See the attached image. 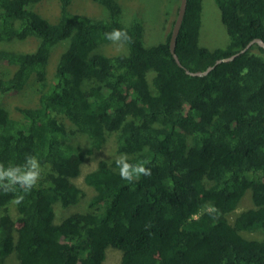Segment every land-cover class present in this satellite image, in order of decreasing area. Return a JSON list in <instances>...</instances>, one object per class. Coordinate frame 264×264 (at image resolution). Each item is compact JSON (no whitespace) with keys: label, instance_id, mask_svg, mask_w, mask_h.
Here are the masks:
<instances>
[{"label":"trees","instance_id":"trees-1","mask_svg":"<svg viewBox=\"0 0 264 264\" xmlns=\"http://www.w3.org/2000/svg\"><path fill=\"white\" fill-rule=\"evenodd\" d=\"M43 1L0 0V43L37 40L32 52L0 50V65L15 67L0 77V96L20 92L32 74L39 84L38 105L17 108L20 120L0 102V163L31 154L42 167L21 204L14 199L22 193L0 192V264L11 256L17 264H103L108 248L119 264H264V49L254 44L205 76L185 73L264 41V0H213L228 41L212 50L199 45L202 0H187L175 45L181 67L171 30L145 46L143 24L125 23L117 0H92L105 12L99 19L57 0L54 22L34 11ZM120 28L132 38L125 51L98 52L110 42L104 33ZM62 43L47 85V58ZM74 132L86 151L72 144ZM112 135L115 154L146 161L151 175L128 182L116 159L105 162L84 175L94 192L88 211L55 224V205L84 198L73 180L86 156ZM247 194L252 207L237 212ZM253 233L262 236L245 237Z\"/></svg>","mask_w":264,"mask_h":264},{"label":"rangeland","instance_id":"rangeland-1","mask_svg":"<svg viewBox=\"0 0 264 264\" xmlns=\"http://www.w3.org/2000/svg\"><path fill=\"white\" fill-rule=\"evenodd\" d=\"M122 6L123 19L125 23L136 20L143 24L144 43L145 46L155 45L162 41L166 34L172 28L173 16L177 14L179 0H117ZM34 11L40 14L50 22H54L59 17V5L57 0H45L34 7ZM71 14L82 15L91 19H99L105 17L102 7L98 6L92 0H73L69 8ZM228 41L227 34L220 21V13L213 0H202L201 27L199 34V45L207 49H215L223 47ZM37 47V40L29 38L24 41H13L8 43H0V50H14L19 52H32ZM65 48V44L55 46L49 53L46 61V82L51 84L57 61L60 54ZM125 51V46L117 47L112 42H108L99 47L98 52L114 56ZM15 71V67L0 65V77L8 78ZM39 84L36 75L32 74L24 85L23 89L12 96H0L1 104L7 109L9 115L14 120L22 119L17 108H34L38 105ZM65 124L73 131L74 128L68 123ZM75 133V132H74ZM72 144L86 151L88 143L85 137L79 134H73L71 137ZM115 136H108L103 148L92 155H87L85 163L82 166L80 176L73 180V183L84 192V198L75 206L62 209L58 205L54 206L55 219L54 223L59 224L63 219L74 213H82L88 211L87 203L93 196L94 192L91 188L84 184V175L105 162L116 159L119 155L114 152ZM252 207L250 196L247 194L240 202L237 212L247 210ZM9 219L14 221L16 225L17 214L13 206L9 208ZM234 217V216H232ZM262 235L258 233L245 234L247 239H258ZM108 248L107 256L103 264H119L121 255L117 250ZM108 251V252H107ZM105 253V254H106ZM112 259V260H110ZM3 264H17L13 256L7 258Z\"/></svg>","mask_w":264,"mask_h":264},{"label":"clouds","instance_id":"clouds-1","mask_svg":"<svg viewBox=\"0 0 264 264\" xmlns=\"http://www.w3.org/2000/svg\"><path fill=\"white\" fill-rule=\"evenodd\" d=\"M104 38L117 47H122L124 44L130 43L132 39L126 28L112 29L104 33ZM115 163L122 180L132 182L141 176L151 175V170L145 167L146 161L130 163L126 153L119 155ZM41 178V163L35 155H26L23 164H10L5 166L4 163H0V192L4 194L22 193L15 195L14 203L16 204L23 202L24 195L31 192L38 185Z\"/></svg>","mask_w":264,"mask_h":264},{"label":"water","instance_id":"water-1","mask_svg":"<svg viewBox=\"0 0 264 264\" xmlns=\"http://www.w3.org/2000/svg\"><path fill=\"white\" fill-rule=\"evenodd\" d=\"M186 4H187V0H180L179 4H178V10H177V15L175 18V21L173 23V26L171 28V33H170V39H169V49H170V53L172 54L176 64L181 67V64L178 60V57L175 54V45H176V38L178 36L183 18H184V14H185V10H186ZM257 45L258 47L264 49V41H262L261 39H254L251 42H249L241 51H239L238 53L234 54L233 56L229 57V58H225V59H220L217 60L215 62V64L211 67H208L205 71L203 72H195L192 73L188 70H185V73L190 75V76H205L206 74H208L216 65L223 63V62H229L232 61L233 59H235L237 56H239L240 54H243L244 52H246L252 45Z\"/></svg>","mask_w":264,"mask_h":264},{"label":"bare ground","instance_id":"bare-ground-1","mask_svg":"<svg viewBox=\"0 0 264 264\" xmlns=\"http://www.w3.org/2000/svg\"><path fill=\"white\" fill-rule=\"evenodd\" d=\"M110 260H112V259H110ZM108 264V263H107Z\"/></svg>","mask_w":264,"mask_h":264}]
</instances>
